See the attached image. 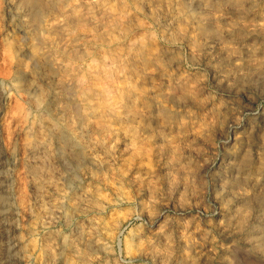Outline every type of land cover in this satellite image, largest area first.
Returning <instances> with one entry per match:
<instances>
[{"label": "clouds", "instance_id": "9594fccd", "mask_svg": "<svg viewBox=\"0 0 264 264\" xmlns=\"http://www.w3.org/2000/svg\"><path fill=\"white\" fill-rule=\"evenodd\" d=\"M0 264H264V0H0Z\"/></svg>", "mask_w": 264, "mask_h": 264}]
</instances>
